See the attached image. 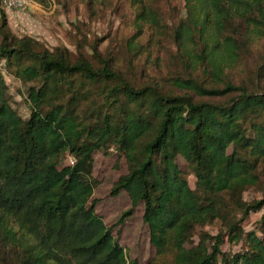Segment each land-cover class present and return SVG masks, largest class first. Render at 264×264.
Returning <instances> with one entry per match:
<instances>
[{
    "label": "trees",
    "instance_id": "trees-1",
    "mask_svg": "<svg viewBox=\"0 0 264 264\" xmlns=\"http://www.w3.org/2000/svg\"><path fill=\"white\" fill-rule=\"evenodd\" d=\"M183 1L184 15L170 26L183 73L145 84L96 44L89 57L15 36L0 3V63L26 86L28 103L23 117L0 67V264H141L92 199L93 152L110 147L127 166L111 193L125 191L131 204L117 223L142 205L158 256L170 253V264H264V211L255 229L242 225L264 208V89L233 75L264 42V0ZM133 3L142 7L133 37L145 25L160 34L166 22L155 6ZM259 57L264 77V49ZM68 155L72 162L63 163ZM250 186L260 198L244 200ZM216 221L222 228L188 246L195 228ZM226 238L242 249L223 251Z\"/></svg>",
    "mask_w": 264,
    "mask_h": 264
},
{
    "label": "rangeland",
    "instance_id": "rangeland-1",
    "mask_svg": "<svg viewBox=\"0 0 264 264\" xmlns=\"http://www.w3.org/2000/svg\"><path fill=\"white\" fill-rule=\"evenodd\" d=\"M145 4L154 5L159 15L166 22L160 34H152V28L144 26L140 37L136 34V14L142 9L133 0H49L45 6L38 3L23 10H4L11 32L17 36H31L49 49L56 46H66L73 55L84 51L91 56V46L97 45L103 55L109 53L115 59V64L127 75L136 79L140 84L161 81L167 76L183 73L181 65L176 61L175 45L171 37V27L180 16L184 15L183 0H143ZM1 9V8H0ZM2 10V9H1ZM172 25V26H171ZM171 26V27H170ZM131 42L141 47L129 50ZM264 42L256 43L251 53L246 54L240 66L233 75L241 78L254 89H264V77L257 74L260 62L259 54L263 52ZM3 61V60H2ZM9 99L14 108L23 116L28 114V103L25 101L26 86L12 73L3 69ZM228 152L230 149L228 148ZM72 156L68 155L63 163H71ZM176 162L185 172L191 187H194L195 177L186 162L180 156ZM262 185H264V167L259 168ZM127 172L123 156L110 147L106 151L93 152L92 177L94 188L92 199L96 201V213L101 216L107 226H113L112 234L125 248L129 259H136L141 264H170L171 255H157L149 242L148 228L142 221L143 206L135 207L133 213L127 216L123 223H117L121 213L130 207L128 194L121 190L112 194L111 190L118 177ZM244 200L251 201L261 197L260 189L252 187L244 193ZM264 208L251 212L243 221L245 230L255 229ZM239 216V215H238ZM222 228V223L198 226L195 228L191 243L198 241L202 231L216 233ZM194 242V243H192ZM242 241L231 243L225 239L223 251H238L242 249Z\"/></svg>",
    "mask_w": 264,
    "mask_h": 264
},
{
    "label": "built area",
    "instance_id": "built-area-1",
    "mask_svg": "<svg viewBox=\"0 0 264 264\" xmlns=\"http://www.w3.org/2000/svg\"><path fill=\"white\" fill-rule=\"evenodd\" d=\"M1 5L6 10H23L28 6L36 4L33 0H0Z\"/></svg>",
    "mask_w": 264,
    "mask_h": 264
}]
</instances>
